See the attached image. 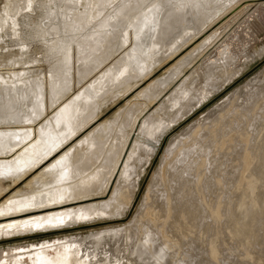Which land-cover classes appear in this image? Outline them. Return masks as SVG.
Instances as JSON below:
<instances>
[{
	"label": "bare ground",
	"instance_id": "bare-ground-1",
	"mask_svg": "<svg viewBox=\"0 0 264 264\" xmlns=\"http://www.w3.org/2000/svg\"><path fill=\"white\" fill-rule=\"evenodd\" d=\"M257 1L259 6L253 3ZM185 3L189 6L180 10L173 9L169 0H6L0 33L19 43L22 52L19 58H9V63L0 66V237L118 219L127 211L136 185L126 183L129 180L125 176L135 174L136 162H142L139 152L147 148L143 137L151 132L146 141L157 145L169 126V118H164L167 113L187 101L200 103L205 93L216 90L218 86L210 85V81L223 64L219 58L234 55L231 50H220L213 60L203 57L219 48L231 27L253 8L256 16L264 7V0L207 1L199 6L196 0ZM40 16H45L40 25L44 36H40V44L30 47L25 27ZM113 18H119L123 27L94 37ZM176 32L179 34L172 36ZM231 43L225 46L227 50ZM74 52L76 66L68 61ZM199 61L200 67L207 69L204 92L197 90L199 77L193 76ZM165 65L163 75L154 78L155 70ZM132 94L133 98L111 117L100 119L107 105ZM260 94L251 104L255 111L264 103V91ZM217 124L215 119L199 134L207 133L215 143ZM154 128L159 133L152 136ZM227 132L218 136L216 147ZM231 143L228 140L226 147ZM182 145L180 142L176 149ZM252 153L251 148L244 147L233 158L245 168L243 192L249 194L252 203L251 207H240L245 215L260 207L255 193L262 178L250 171L256 155ZM171 157L166 155L164 160ZM209 159L208 155L198 157L199 170L187 196L191 204L197 200L209 221L217 224L216 231L200 234L190 209L187 211L182 203L176 208L171 187L157 192L150 188L136 222L85 237L43 241L33 252L19 256L15 264H28L27 259L30 264H39L41 258L59 260V264H171L172 260L178 264L185 255L176 258L174 252L192 236L205 239L209 256L218 260L222 200L220 194L210 200L204 191L202 181L207 176L202 165H210ZM164 164L152 188L159 178L163 182ZM215 182L221 190L223 180ZM242 183L238 189H244ZM21 184L25 189L19 187ZM155 204L166 214L162 224L171 223L175 231L164 232L162 224L156 223ZM239 220L235 225L244 232ZM41 245L48 247L41 249ZM240 246L243 249L245 244Z\"/></svg>",
	"mask_w": 264,
	"mask_h": 264
},
{
	"label": "rangeland",
	"instance_id": "rangeland-1",
	"mask_svg": "<svg viewBox=\"0 0 264 264\" xmlns=\"http://www.w3.org/2000/svg\"><path fill=\"white\" fill-rule=\"evenodd\" d=\"M169 1H171V7L173 9L180 8L181 10L189 6L188 3H185L186 0ZM196 1L197 6H199L207 1L213 4H220L219 2L222 0ZM5 2L6 0H0V21L5 17ZM253 3H258L257 5L259 6L261 2L257 1ZM114 4L115 3H113L112 6H114ZM191 7L195 9V5H191ZM44 9L45 8L42 9L43 13ZM239 9L240 8L236 11H239ZM253 9L251 10L252 12L250 11L244 18L231 27L223 38V40L227 39L228 41L226 40L220 43V46L218 45L219 48L211 49L207 55L203 57L206 61L213 60L218 57V52L220 50V52H228L231 50L230 53L234 55L229 58H222V56L219 58V62H223V64L220 63L221 65L218 67V70L213 72L210 81V85L214 84L213 86H218L216 90L210 94L205 93L200 103L187 101L188 103H182V106L176 107L175 110L167 113L168 117L165 116L164 118H169L167 120L169 126L166 132L161 136L157 145H153L154 143L152 141H146L149 140L146 137H150L151 132L150 135L143 137V143L147 148L146 151L139 152V157L142 162H136L138 166L135 165V174L125 176V178L129 180V182L126 183H132L133 186L136 185V188L132 204L122 217L113 220L105 219L97 220L92 223L69 225L50 231L29 232L28 234L25 233L20 236L16 235L9 238L4 236V238L0 237V263L5 260V264H15L19 256H25L33 252L40 246V243L46 240L54 241L70 236L85 237L91 233L103 231L107 228L130 225L138 220L140 216L139 213L142 210V204L150 188L157 192V190L161 191L165 189V186L171 187L172 193H174L176 197V208L179 206V203H182L187 211L190 209L193 217H195L200 234H204V230L206 232L216 231L218 228L217 224L211 220L209 221L204 211L198 207L197 200H194L191 204L187 196L189 189L194 187V178L199 170L198 157L206 155L210 157V165L207 167L202 165L203 172L205 171L207 176V178L202 181L204 191L208 199L218 198L220 194L222 200L219 210L221 214L219 222L222 234L217 238L220 250L219 259L215 260L209 256L207 247L205 246L206 243H204L205 239H201L203 240L201 241L197 237L192 236L186 237L182 247L176 249V252H174L176 258L185 255V258H182L178 264H255L256 261L264 262V175L260 173L264 172V157L261 156L264 155V152H262L264 151V103H260V107L257 111L251 106L254 101L256 102L260 99L258 96H262L260 93L264 91V83L261 82V80L264 81V7L263 9L260 7L262 10H259V14L257 13L256 16H254V13L257 11L254 9V12ZM234 13L235 12L229 17ZM229 17L224 18L219 25L224 23ZM249 17L250 20L248 19ZM44 19L45 16H40L33 21L26 22L25 37L26 40L29 41L30 47L37 46V44L41 43L40 36L44 35L41 33L40 25H42ZM246 19L249 20V23H242V21ZM118 27H123L119 18L110 19L94 37L105 36L108 33L107 31L117 29ZM81 31L83 32V30H80V32ZM178 34L179 32H176L172 34V36H177ZM110 36H114V34ZM98 39L103 40L101 37H98ZM230 42H232L230 45L231 47L227 50L225 46ZM21 52L22 50L19 43L15 44V42H11L10 38L7 37L4 32L0 33V66L4 65L5 62L9 63L7 62L9 58H19ZM85 53L88 54L87 50ZM63 59H67V56L64 54ZM68 61L69 63L72 62L74 66L77 65L76 61H78V57L76 52L72 54V57L69 56ZM200 63L199 61L194 67L193 76L194 78L199 77V81L196 85L197 90L204 92L207 90L205 87L206 79L204 77L207 69H202L199 65ZM165 68L166 65L155 70L152 74L154 78L163 75L166 70ZM2 73L7 77V74H5L6 71H2ZM215 82H217L216 85ZM134 94L120 98L115 104L107 105L100 119L103 120L111 117L117 109L133 98ZM255 97H257V100ZM193 100H195V98H193ZM215 119L218 120V124L215 130L216 142L213 143L211 137L208 136L207 133H199L205 130V128H209ZM219 127L229 132H227L228 134H225V136L220 137L223 141L216 147L218 144V136H221L222 133H226L225 130H219L221 129ZM154 131L152 136L159 133L156 128H154ZM238 132L240 134H238ZM210 133L212 132H209V134ZM228 140H231L232 143L226 147ZM180 142H183V145L180 150H178L176 146L180 145ZM259 146L260 149H258ZM244 147L251 148L253 153L255 151L256 155L252 153L255 155V159L252 166L250 165L252 167H250V171L256 175L260 174L262 178L260 179V183H258L259 188H257L255 195L258 199L257 201L260 202L259 206H263L261 209L260 207H258V209H252V213L247 215L244 214L243 210H240L241 206H252L249 194L243 192L246 187L245 182H243L244 185L242 183L245 168L243 165L233 161V158L237 155V151H239V149L243 150ZM254 148L258 149V151L261 150V154L259 155L260 158L257 156L259 152ZM166 155H171L172 157L168 160H164ZM162 163H165L163 182L159 178L157 186L152 188L156 181L157 173L162 167ZM219 178L223 180L221 190L215 182V180ZM4 182L5 185L8 184V180ZM241 183L244 189H238ZM19 187L25 189L24 184H21ZM191 191L194 192L193 189ZM0 199L2 198L0 197ZM154 208L157 212L156 220L159 221L156 223L162 224V222L166 220V214L158 204H155ZM177 215L178 212L176 213V216ZM238 219H242L243 228H245L244 232H240L235 225V221ZM150 225H152L151 222ZM162 229H164V232L168 233L175 231L171 223L162 224ZM219 238H221V240ZM241 244H245L246 248L244 247L242 249L240 246ZM253 248L254 250H252V252L251 249ZM171 251L173 252V250ZM177 251H179L178 256L176 254ZM190 255H192L191 258ZM255 256H257L256 259ZM167 258L168 256L166 260ZM27 262L30 264L28 259ZM177 262L178 261L173 262L172 260L171 264H176Z\"/></svg>",
	"mask_w": 264,
	"mask_h": 264
},
{
	"label": "snow or ice",
	"instance_id": "snow-or-ice-1",
	"mask_svg": "<svg viewBox=\"0 0 264 264\" xmlns=\"http://www.w3.org/2000/svg\"><path fill=\"white\" fill-rule=\"evenodd\" d=\"M29 8H31V4H29ZM3 213L0 212V215H2ZM59 223H63V221H59ZM25 225L27 226V222H25ZM36 227H43V225L37 224ZM48 247L47 245H41V249ZM39 264H59V260L57 261H52V260H48V259H44L41 258L39 261Z\"/></svg>",
	"mask_w": 264,
	"mask_h": 264
}]
</instances>
